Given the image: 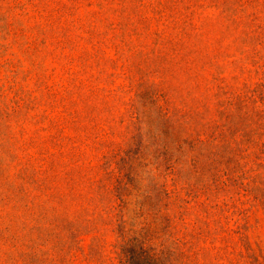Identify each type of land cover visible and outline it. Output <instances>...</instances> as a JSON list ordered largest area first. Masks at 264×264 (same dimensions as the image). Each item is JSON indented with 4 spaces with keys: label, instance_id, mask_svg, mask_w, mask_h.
Wrapping results in <instances>:
<instances>
[{
    "label": "rangeland",
    "instance_id": "374dc122",
    "mask_svg": "<svg viewBox=\"0 0 264 264\" xmlns=\"http://www.w3.org/2000/svg\"><path fill=\"white\" fill-rule=\"evenodd\" d=\"M122 202L264 264V0H0V264H111Z\"/></svg>",
    "mask_w": 264,
    "mask_h": 264
},
{
    "label": "trees",
    "instance_id": "16d2710c",
    "mask_svg": "<svg viewBox=\"0 0 264 264\" xmlns=\"http://www.w3.org/2000/svg\"><path fill=\"white\" fill-rule=\"evenodd\" d=\"M119 206V216L115 219L113 229L117 240L109 252L112 255L109 257L111 264H173V250L180 247V240L176 237L179 218L169 217L168 204L151 207L155 212L153 220L147 219V216L141 219L142 205L137 210H130L125 219L127 212L124 202ZM100 247L97 239L92 252H99Z\"/></svg>",
    "mask_w": 264,
    "mask_h": 264
}]
</instances>
